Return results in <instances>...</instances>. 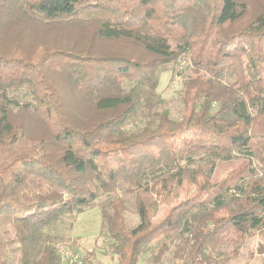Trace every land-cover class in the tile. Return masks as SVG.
I'll return each instance as SVG.
<instances>
[{
    "label": "trees",
    "instance_id": "16d2710c",
    "mask_svg": "<svg viewBox=\"0 0 264 264\" xmlns=\"http://www.w3.org/2000/svg\"><path fill=\"white\" fill-rule=\"evenodd\" d=\"M182 63L194 74L175 119L155 90ZM253 161L264 0H0V264H62L59 227L122 186L139 223L126 225L123 198L101 208L117 264L165 238L182 264H228L264 227ZM219 162L237 164L218 179Z\"/></svg>",
    "mask_w": 264,
    "mask_h": 264
},
{
    "label": "rangeland",
    "instance_id": "374dc122",
    "mask_svg": "<svg viewBox=\"0 0 264 264\" xmlns=\"http://www.w3.org/2000/svg\"><path fill=\"white\" fill-rule=\"evenodd\" d=\"M182 64L183 69L178 65L174 69L171 67L161 72L159 83L155 90L156 97L163 102V107L175 119H180L183 112V106L180 101L183 81L186 75L194 74V72L185 67L184 63ZM201 161L203 162L202 159ZM236 164L232 162L217 163L215 167L216 177L223 179L228 172L235 168ZM252 166L254 174H252L251 178H262L263 180L264 165L260 166L253 161ZM194 191L195 188L193 186L185 185L182 191L179 192L178 199H184L187 193H193ZM117 198H123L125 201L124 218L126 225L133 227L139 223V216L136 212V197L133 191L122 186L113 192L101 193L94 207L76 212L70 226L59 227L57 233L61 236V240L57 244L62 264H70L69 256L72 255L77 256V260H80L81 264H117L116 256L112 255L110 251L108 239L100 233L102 223L101 208L109 200ZM169 200H174V198L170 197ZM172 205L170 201L160 202L158 212L153 217V221L157 222L161 219ZM163 243H166L167 250L159 260H156L158 249ZM174 245L175 241H171L170 238L151 242L144 247L137 264H182ZM228 264H264V227L261 230L252 231L245 237L239 255Z\"/></svg>",
    "mask_w": 264,
    "mask_h": 264
},
{
    "label": "built area",
    "instance_id": "2783aa9c",
    "mask_svg": "<svg viewBox=\"0 0 264 264\" xmlns=\"http://www.w3.org/2000/svg\"><path fill=\"white\" fill-rule=\"evenodd\" d=\"M68 255V254H67ZM70 264H81L80 260H77V256H69Z\"/></svg>",
    "mask_w": 264,
    "mask_h": 264
}]
</instances>
